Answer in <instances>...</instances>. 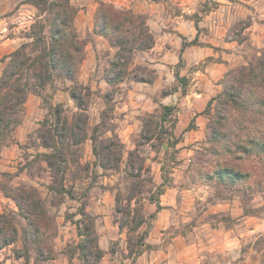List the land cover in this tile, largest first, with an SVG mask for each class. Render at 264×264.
<instances>
[{
    "label": "clouds",
    "instance_id": "9594fccd",
    "mask_svg": "<svg viewBox=\"0 0 264 264\" xmlns=\"http://www.w3.org/2000/svg\"><path fill=\"white\" fill-rule=\"evenodd\" d=\"M0 264H264V0H0Z\"/></svg>",
    "mask_w": 264,
    "mask_h": 264
}]
</instances>
